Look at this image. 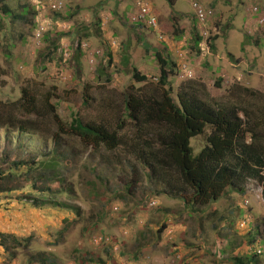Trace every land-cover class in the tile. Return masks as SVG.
<instances>
[{
  "label": "rangeland",
  "instance_id": "1",
  "mask_svg": "<svg viewBox=\"0 0 264 264\" xmlns=\"http://www.w3.org/2000/svg\"><path fill=\"white\" fill-rule=\"evenodd\" d=\"M52 1L54 0H2L0 3V21L5 22L9 28L13 25L17 29L12 33L15 34V39H12L13 47L9 50V45L2 42L0 36V100L16 101L21 97L22 88L27 87L30 92L38 94L39 98L45 94L50 95L51 102L57 106L59 116L65 122L77 118L84 124H114V107L124 102V94L145 85L133 79V70L137 68L151 78L160 74L155 49L176 54L177 65L181 70L184 67V58L192 65V77H181L182 72L177 68L176 76L170 80L169 86L175 88L174 97L177 101L180 86L188 80L205 83L211 96L218 99L227 96L228 89L235 80L264 96V30L257 27L255 19L250 17V9L254 6L264 9V0H199L218 12L208 25L213 31L210 32L211 38L222 32L216 44L214 39L212 42L203 39L202 50L199 46H194L195 41L190 37L194 14L192 3L196 0H170L171 9L166 0V3L163 0H143L152 6V16L159 20L158 29L139 26L148 25L147 20H133L138 14V0H63L65 9L60 13L51 10ZM5 4L13 10L12 15H25L26 20L15 21L12 15H4L1 8ZM163 11L167 12L166 16ZM188 12L192 14L189 15ZM187 18V22H184ZM31 20L36 23L34 28L29 24ZM175 20L184 32V37L179 40L176 39L177 34L172 28ZM98 22L100 25H97ZM9 28L2 30L5 32ZM41 28H44L42 36L37 37ZM214 28L218 29L217 33ZM250 31L255 35L250 36ZM84 35H88L83 46L85 52L83 56H78V37ZM147 35L156 45L154 52L143 47L142 41ZM224 35L225 38H222ZM174 36L176 38H173ZM257 37L262 41L256 40ZM211 44L217 50L215 53V50L209 47ZM108 50L114 59V64L109 67L106 66L109 61L106 58ZM231 53L254 63L250 69L257 67L259 71L253 74L252 79L244 75H223L225 82L221 88H217V67L221 70ZM174 58L175 56L171 55L173 61ZM99 70H102V73H99ZM108 78L110 79L107 80ZM152 81L153 84L156 83L155 79ZM88 98L90 103L87 105ZM47 123L45 132L50 134L56 127L53 123ZM11 136L16 148L23 140L32 146L11 152L12 146L9 147L8 142L3 139L4 133L0 134V169L7 173L12 171L9 167L17 159H29V153H34V149L41 153L48 152V145L40 147L42 142L38 137L32 139L30 136L16 133ZM47 137L50 140L51 136ZM129 137L131 136L128 132L127 138ZM204 137L206 138V135ZM63 139L75 140L76 146L82 150L79 154L76 151L77 166L68 178V183L75 185L79 197L82 195L80 200L72 204L81 207L83 218L76 216L70 209L34 208L30 201L20 200L27 197L25 194L30 192L28 187L22 191L2 194L0 233L17 234L23 241L29 237L33 238L29 247L22 246L15 250V257L7 254L0 246V264H39L35 259L49 254H53L57 264H79L76 261L81 254L76 251L78 247H83V251L92 248L102 259L99 264H112L105 247L113 251L118 247L122 251H129L133 248L132 243L136 236L143 238L137 259L130 255L126 257L114 253L118 264H181L184 255H187L190 261L182 264H233L234 254L245 257L250 253L247 242L252 238L258 239V244H262L263 248H260L264 254V179L262 182L249 180L245 183L243 194L234 191L230 193L227 202L234 209L237 205L241 206L244 218L241 216L240 220L233 222V228H229L228 223L224 224V228H220V224L219 228L222 230L218 233L214 221L203 216L212 205L197 214L190 207L191 195L185 196V205L182 201L184 196L180 198L179 193L172 192L168 195L160 189L162 186L156 188L158 183L145 178L146 170L133 156L128 155L124 146L109 152L105 148H85L83 143H80V138L74 134H64ZM203 140L204 138L197 137L191 140L195 153L202 151ZM94 151L100 156L95 157L97 153ZM84 165H88L90 171ZM92 168H95V174L104 169L105 173L110 175V187L116 192L110 195V192L107 193L109 197L106 203L99 197L90 195L88 186L85 185L86 181L94 180ZM134 174L140 178L137 180L139 186L148 187L150 184L153 192L143 194L137 188L132 197L116 198L112 201L115 194L119 195L117 192L135 181ZM157 191H162V196L157 195ZM148 197L155 201L149 204V208L142 209V203ZM102 205H105L104 208ZM217 207L224 209L226 200L222 199ZM95 211L101 213V222L105 229L109 230L101 235L100 230L95 229L92 233L82 236L84 226L91 224ZM122 215L125 219L132 215L131 221L135 222V227L131 225V221L125 220L126 224L123 223L124 220L119 219ZM83 221L84 223H80ZM162 222L166 223L167 229L161 233L159 231ZM67 225L68 228H65ZM64 228L63 237L55 243L58 232ZM184 233L185 239H182ZM113 237H116L115 243L111 239ZM174 244L179 245L182 252L171 254L168 246Z\"/></svg>",
  "mask_w": 264,
  "mask_h": 264
},
{
  "label": "trees",
  "instance_id": "2",
  "mask_svg": "<svg viewBox=\"0 0 264 264\" xmlns=\"http://www.w3.org/2000/svg\"><path fill=\"white\" fill-rule=\"evenodd\" d=\"M1 12L9 17L14 13L7 4L2 6ZM12 16L15 21L26 20V16L22 14ZM29 24L32 28L36 26L33 20ZM191 24H193L191 37L195 41L194 45H198L202 36L195 31L198 28L195 15H192ZM97 25H100V22ZM2 28L9 27L5 22L0 21V36L2 42L9 45L7 47L9 50L13 47L12 39H15V34L12 33L17 29L11 25L4 32ZM174 31L177 34V38H174L177 40L184 37V32L179 25L174 27ZM149 35L143 39V47L154 52L156 45L149 39ZM21 36L23 39L22 34ZM78 38L77 54L83 56L85 52L83 46L86 44L85 38H88V35ZM222 38H225V35ZM210 47L215 50L213 45ZM154 54L160 71L158 83L153 84L147 76L140 75L135 68L132 74L133 79L145 85L124 94V102L114 107L116 115L114 124L111 122H102L99 125L84 124L77 118L71 122H65L59 116L57 106L51 102L50 95L45 94L39 98L38 94L30 92L27 87L22 88L21 97L16 101L0 100V134L4 133L3 139L8 142L9 147L12 146L11 152L15 149L22 151L21 147L32 146L23 140L16 148L11 136L14 133L30 136L32 139L38 137L42 142L40 147L48 145L47 153L34 149V153H29L31 156L29 159H17L9 167L13 172L7 173L0 169V198L2 194L22 191L28 187L30 192L25 194L27 197H22L20 200L30 201L34 208L70 209L76 216L83 218L81 207L72 204L80 200L82 195L79 197L75 185L68 183V178L77 166L76 151L79 154L82 150L81 147L76 146L75 140L63 139L64 134L71 136L74 134L80 138V143H83L85 148H105L112 152L124 146L128 155L133 156L146 170L145 178L150 182L158 183V185L155 184L156 188L162 186L160 189L168 195L172 192L179 193L180 198L184 196L182 201L185 205L187 200L185 196L191 195L190 207L195 213L200 214L212 205L203 216L214 221V227L218 233L222 230L220 228H224V224L228 223L229 228H233V222L240 220L241 216L244 218L242 207L237 205L234 209L227 201L232 191L243 194L245 183L249 180L262 182L264 179V96L242 85L243 83L235 81L228 89L227 96L218 99L211 96L205 83L189 80L184 82L179 90L176 89L179 91L177 101L174 97L175 88L169 86L175 74L177 61L175 58L174 61L171 59L172 53L168 50L155 49ZM232 56L230 55L231 60H233ZM106 58L109 59L107 67L114 64L109 50ZM121 58L123 59L124 56ZM100 72L102 73V70H99ZM218 78L215 86L221 88L224 81L221 76ZM89 103L88 98L86 104ZM47 121L56 127V130L50 134L45 132V128H48ZM128 132L131 136L129 138H127ZM48 135L51 136L50 140ZM194 137L204 138L202 151L199 153H195L191 143ZM94 152L98 154H95V157L100 156L97 151ZM84 167L89 170L88 165ZM92 171L94 180L86 181L85 184L88 186V192L106 203L107 197L116 192L110 187V175L105 173L104 169L97 174H95V168H92ZM134 175L135 181L117 192L119 195L115 194L112 201L116 198L132 197L137 188L143 194L153 192L150 184L148 187L139 186L137 180L140 178L137 174ZM23 183H25L24 186ZM108 192H110L109 195H107ZM161 192L157 191L156 194L162 196ZM222 199L226 200L224 209L217 207ZM152 201H155L152 197L146 198L142 203V209L149 208ZM94 214L91 224L84 226L82 236L92 233L95 229L100 230L101 235L109 230L105 229V225L101 222V213L95 211ZM131 218L132 215H128L126 219L122 215L119 219H123L125 223V220L130 222ZM130 223L135 227V222ZM65 228H68V225ZM65 228L58 232L55 243L63 237ZM148 229L151 228L148 227ZM164 229H167L166 223L162 222L159 232L162 233ZM185 235L186 233L183 234L182 239H185ZM32 238L29 237L23 241L17 234L0 233V246L7 254L15 257V250L22 246L29 247ZM111 239L113 243L116 242V237ZM257 241L258 239L252 238L247 244L254 245ZM231 244L233 245L232 242ZM142 245L143 238L136 236L132 243L133 248L129 251L138 255ZM168 248L174 255L182 252L177 244ZM76 251L81 253L76 260L79 264L102 263V259L92 248L83 251V247H78ZM116 251L105 247V252L109 254L112 264H118L115 259L116 253L126 257L130 255L129 251H122L120 247ZM35 260H38L39 264H57L53 254ZM185 261H190L187 255H184L180 262L182 264ZM232 263L264 264V254L260 255L256 251L243 257L236 253L232 257Z\"/></svg>",
  "mask_w": 264,
  "mask_h": 264
},
{
  "label": "clouds",
  "instance_id": "3",
  "mask_svg": "<svg viewBox=\"0 0 264 264\" xmlns=\"http://www.w3.org/2000/svg\"><path fill=\"white\" fill-rule=\"evenodd\" d=\"M219 1V0H218ZM217 0H213V2H218ZM142 3V4H146L147 6H149V8L151 9V13H152V6H150L149 5V3L148 2H146V1H143V0H138L137 2H136V6H137V8H138V13H140V7H139V5H138V3ZM194 4H198V5H200L201 7H203L204 9H205V11L208 13L207 14V16H206V18L204 19V20H201V18L197 15V10H196V8L194 7ZM255 7H257V8H259L258 6H254L252 9H250V14H251V16L250 17H253L254 19H255V24L257 25V27L259 26V28H261V29H263L264 30V23H260V19H263L264 18V9H261V8H259V12H254L253 11V9L255 8ZM192 8H193V11H192V13H194L193 15H195L196 17H197V22H198V24H197V26H198V28L195 30V31H198L199 32V35L200 36H202V40L199 42V44L198 45H194V46H199L200 47V49L202 50V47H201V44H202V42H203V39H205L206 38V40H207V42H212V40L214 39V42H215V44L218 42V40L220 39L219 38V36H221V34H222V32H219L217 35L218 36H216L215 38H211V33H213V31L211 30V28H209L208 27V25L214 20V18H215V16H216V14L218 13L217 12V10H215V9H213L212 7H210V5H207L206 3L204 4V2H202V1H199V0H196V1H194L193 3H192ZM209 12H211L210 14H209ZM191 13V14H192ZM146 25V24H145ZM158 25H159V20H158ZM179 24L178 23H174L173 24V26H172V28H174V27H176V26H178ZM148 28H151V29H158V27L157 28H152V27H149L148 25H146ZM232 27V25H230V28ZM207 28V29H206ZM217 28H214V32L215 33H217ZM173 31H174V29H173ZM256 31H257V29H256ZM174 32H176V31H174ZM211 32V33H210ZM223 32H226L225 30H223ZM260 32V31H259ZM258 32V33H259ZM226 35V34H225ZM249 35L250 36H252V35H255V34H253V33H251V31L249 32ZM175 37V36H174ZM173 37V38H174ZM191 37V36H190ZM223 37V36H222ZM257 39H260L259 37H257L256 38V40ZM173 41V40H172ZM173 42H175V41H173ZM212 45V44H211ZM214 46V45H213ZM210 47V46H209ZM215 47V46H214ZM211 48V47H210ZM216 48H217V46H216ZM214 51V50H213ZM212 51V52H213ZM217 50H215L214 51V53L216 52ZM184 54V53H183ZM175 56V58H176V60H178V58L176 57V54H172V56ZM232 55V54H231ZM185 57H187V56H185ZM233 57V59H234V56H232ZM182 62L184 63V67L182 68V70H181V68H179L178 67V65H177V67L175 68V74H174V76L173 77H175L176 76V73H177V68L178 69H180V73L182 72V75H181V77H183V75L184 76H186V75H189V76H191V75H193V73H194V71H193V69L190 67V66H192L191 64H190V62L188 63L187 61H186V59L184 58L183 60H182ZM158 67V66H157ZM158 71H159V69H158ZM140 72V71H139ZM140 75H145V76H147L148 77V79L150 80V81H152V80H154L155 79V81H156V83H158V81H159V73H158V77H156V78H151L150 77V75H148V74H145V73H141L140 72ZM192 77V76H191ZM189 81V80H188ZM137 82V81H136ZM153 82V81H152ZM137 83H139V82H137ZM155 83V84H156ZM154 204V203H153ZM152 204V205H153ZM249 247V250H250V253H252V252H256L257 251V253H258V250H260L261 251V253H258V254H263V251H262V249L260 248V247H262L263 248V246H262V244H258V241L254 244V245H249L248 246ZM129 253H130V256L133 258V259H135V258H137L138 257V255H135V253L133 254L131 251H129Z\"/></svg>",
  "mask_w": 264,
  "mask_h": 264
},
{
  "label": "built area",
  "instance_id": "4",
  "mask_svg": "<svg viewBox=\"0 0 264 264\" xmlns=\"http://www.w3.org/2000/svg\"><path fill=\"white\" fill-rule=\"evenodd\" d=\"M140 7V13H138L136 16L133 17V20L137 22V20L142 19V20H147L148 26L152 28H157L158 27V19L156 17L152 16L151 9L149 6L146 4L138 3ZM194 7L197 10V15L201 18V20H204L207 16V12L203 7H201L198 4H194ZM65 9V2L63 0H54L51 3V10L55 13H60ZM254 12H259V8L255 7L253 9ZM211 12H209L210 14ZM260 23H264V18L260 19ZM44 30V28H41L40 31L37 33V37H41V33ZM258 253H261L260 250H258Z\"/></svg>",
  "mask_w": 264,
  "mask_h": 264
},
{
  "label": "crops",
  "instance_id": "5",
  "mask_svg": "<svg viewBox=\"0 0 264 264\" xmlns=\"http://www.w3.org/2000/svg\"><path fill=\"white\" fill-rule=\"evenodd\" d=\"M166 1H167V6H169L171 9L170 0H166ZM163 2H165V0H163ZM167 6H166V9H167ZM159 7L161 9H163L162 5H160ZM172 10L174 12V9H172ZM162 13L164 14V16L167 15L166 11H163ZM188 13H189V15L191 14L190 12H188ZM187 20H188V18L184 22H187ZM174 23H178L177 20H175ZM232 55L234 56V59L231 60L230 58H226L227 62L224 63V66L221 68V70H219V67H217L218 76L222 77L223 75L226 76L227 74H232V75H235L236 77H239V76L244 75V76H247L248 79H252L253 74L256 73L257 71H259V69L257 67L250 69L251 64H254V63H249L248 60L245 58L241 59V57H236L234 54H232ZM223 81L225 82L224 78H223ZM235 81H233L232 83H235Z\"/></svg>",
  "mask_w": 264,
  "mask_h": 264
}]
</instances>
